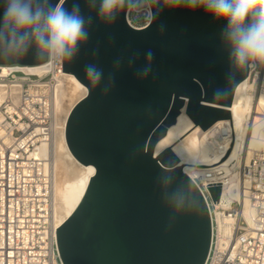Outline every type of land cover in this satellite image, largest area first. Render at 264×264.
<instances>
[{
    "label": "water",
    "instance_id": "1",
    "mask_svg": "<svg viewBox=\"0 0 264 264\" xmlns=\"http://www.w3.org/2000/svg\"><path fill=\"white\" fill-rule=\"evenodd\" d=\"M126 15L111 29L94 22L89 42L72 63H63V71L88 87L69 115L66 139L75 157L93 164L96 172L76 209L57 228L60 255L64 264H205L213 239L208 203L170 146L158 155L155 147L186 101V113L203 130L224 118L232 126L230 110L220 106H230L249 71L237 73L226 96H214L216 89L226 87L229 71L220 42L223 23L202 10L162 8L150 27L136 29ZM97 47L98 57L93 56ZM149 50L154 54L152 73L141 81L135 72L146 64ZM137 51L139 59L129 67L128 57ZM117 56L124 63L115 73V87L104 96L102 85L93 87L85 77L84 65L98 63L107 76ZM45 62L28 58L0 61V66ZM168 178L171 183L165 184ZM176 188L186 204L169 226L172 214L162 199ZM209 190L219 201L221 185ZM193 199L200 202V211L192 207Z\"/></svg>",
    "mask_w": 264,
    "mask_h": 264
},
{
    "label": "built area",
    "instance_id": "2",
    "mask_svg": "<svg viewBox=\"0 0 264 264\" xmlns=\"http://www.w3.org/2000/svg\"><path fill=\"white\" fill-rule=\"evenodd\" d=\"M126 19L136 29L147 27L136 13H127ZM44 64L40 73L0 71V88L5 87L3 92L0 89V264H64L53 224L54 172L48 157L38 154V147L53 140L57 108L65 100L62 90L68 88L69 79L63 63ZM249 80L255 94L264 97V71H249ZM14 84L20 86L17 100L12 97ZM230 135L225 128L219 150L226 147ZM260 138L264 140V122ZM234 174L238 192L249 201L250 214L247 218L241 201L233 200L227 214L238 217V222L225 243L219 236L216 201L209 190L218 182L194 179L213 221L205 264H264V149L255 150L249 162L239 161Z\"/></svg>",
    "mask_w": 264,
    "mask_h": 264
},
{
    "label": "clouds",
    "instance_id": "3",
    "mask_svg": "<svg viewBox=\"0 0 264 264\" xmlns=\"http://www.w3.org/2000/svg\"><path fill=\"white\" fill-rule=\"evenodd\" d=\"M162 8L202 10L213 21L225 25L220 42L227 53L229 71L226 87L216 89L214 96H226L236 84L237 73L264 71V0H0V61L32 58L49 65L72 63L89 42L94 22L97 27L111 29L127 12L136 13L150 27ZM113 42L110 34L109 43ZM98 55L99 47L93 51V56ZM139 56L137 51L128 57L129 67ZM153 56L151 50L147 51L146 64L136 69L135 75L141 81L152 73ZM123 63L124 57L117 56L107 76L98 63H87L84 75L93 87L102 85V94L107 96L115 87V73ZM170 183L171 178L165 180V184ZM162 201L172 214L171 226L186 200L176 188L165 192ZM191 205L201 210L197 200L193 199Z\"/></svg>",
    "mask_w": 264,
    "mask_h": 264
},
{
    "label": "bare ground",
    "instance_id": "4",
    "mask_svg": "<svg viewBox=\"0 0 264 264\" xmlns=\"http://www.w3.org/2000/svg\"><path fill=\"white\" fill-rule=\"evenodd\" d=\"M44 67V63L1 65L0 71L23 70L40 73ZM66 73L69 86L62 90V99L65 100L64 102L61 100L57 108L53 140L38 147V154L48 157L54 172L53 224L56 238L57 228L76 209L86 192L91 176L96 172L93 164L85 165L75 157L66 139L69 115L76 104L88 94V87L74 73ZM19 88L18 84L11 86L14 100L19 98ZM0 89L3 92L5 87L1 85ZM203 103L209 104L205 101ZM186 107L187 101L177 115L175 123L167 127L166 134L157 142L155 154L158 155L170 146L178 156L180 165L185 164L182 167L191 178L199 177L204 183H208L209 179H215L221 186L224 184L221 199L215 202V205L219 236L221 242L225 243V237L229 235L232 225L238 222V217H230L227 214L233 200L241 201L243 213L249 218V201L242 192H238L234 168L239 161L249 162L255 150L264 149V140L260 138V128L264 122V97L255 94L254 84L248 75L238 84L230 106H220L230 110L232 126L230 118H224L216 120L204 130L186 113ZM225 128L231 131V135L226 141V147L219 150V145L224 142L222 134ZM230 147L228 155L219 162ZM214 163L217 164L212 165ZM209 174L212 178L208 177Z\"/></svg>",
    "mask_w": 264,
    "mask_h": 264
}]
</instances>
